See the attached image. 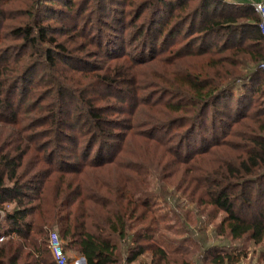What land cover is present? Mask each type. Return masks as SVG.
Returning a JSON list of instances; mask_svg holds the SVG:
<instances>
[{"label": "trees", "instance_id": "obj_1", "mask_svg": "<svg viewBox=\"0 0 264 264\" xmlns=\"http://www.w3.org/2000/svg\"><path fill=\"white\" fill-rule=\"evenodd\" d=\"M69 1L62 13L81 17L86 11L96 22L88 36L94 46L88 49L85 41L84 56L72 54L51 30L49 0L30 1V18L8 29L12 42L0 48V121L33 127L21 139L0 131V264H57L50 230L64 241L69 264L68 251L85 257V264H119L118 240L138 227L128 256L133 263L148 250L154 227L145 167L122 161L126 139L165 144L160 136L167 128L184 126L174 146L180 160L189 143L200 140L206 150L221 143L219 130L226 128L216 119L224 114L238 125L251 119L243 123L244 134L256 148L239 163L224 160L218 167L209 203L226 212L223 231L234 238L251 233L261 242L264 192L255 215L241 212L252 204L251 185L264 178V104L252 108L245 80L231 107L235 118L227 108L237 80L264 76V36L253 7L232 0ZM211 55L205 66L186 62ZM158 57L167 69L173 64L170 73L142 72ZM178 65L184 74L170 84ZM38 68L43 70L36 74ZM76 72L88 79L85 84L74 82ZM257 171L260 180L252 178Z\"/></svg>", "mask_w": 264, "mask_h": 264}, {"label": "rangeland", "instance_id": "obj_2", "mask_svg": "<svg viewBox=\"0 0 264 264\" xmlns=\"http://www.w3.org/2000/svg\"><path fill=\"white\" fill-rule=\"evenodd\" d=\"M30 1L34 2L35 0H0V12L3 13V27H0V32H3L0 34V48L4 49L12 42L9 39L10 34H6L7 30L30 18L27 11ZM49 1V15H47L46 20L53 26L51 30L56 31L57 39L68 46L72 50V54L84 56L82 44L85 41H88L87 43L91 42V40H88V36L93 34L92 26H95L96 23L95 21L93 22L94 18L90 19L91 16L86 11L81 13V17L75 12L70 13L69 15L71 16L62 13L60 11L61 8L66 9L65 3L70 2L69 0ZM232 1L237 3V0ZM51 8L55 9L54 14L50 13L52 12ZM76 16H79V18ZM171 42L173 44L174 39ZM171 42H169L168 46H172ZM185 42L186 40L182 39L180 43L183 44ZM180 43L176 41L175 45ZM262 44V52L264 53V43ZM93 46V42H91L88 49L93 48ZM158 59L159 57L153 61V65L143 67L142 72L147 71L148 73V71L158 68L164 73L167 67L161 66V62ZM210 59L213 60L214 55L199 56L198 58L190 57L186 62L188 64H197L196 62H198V66H205ZM222 65L227 66L225 62ZM178 66H175V76L170 84L176 83V77L184 74L181 65ZM172 67L173 64L170 63L166 73ZM42 70L43 68H38V73L36 74H39ZM246 72L248 71L244 70L243 67L241 73L245 74ZM262 78L263 83L258 85ZM73 79L74 82L78 80L84 84L88 80L80 77L77 72ZM227 81H230V79ZM237 81L235 92L233 93L234 96L228 101L230 102L229 107L227 106L232 118H235L236 114L231 107L236 104V99L243 93L244 81L247 85V93L254 97L255 102L251 105L252 108L254 104L258 103L257 106L264 104L263 75L257 78L255 76V79L249 75V78ZM178 88L175 87V89ZM254 91H257V93L253 94ZM178 93L177 96L180 97L181 93ZM34 98H36L35 95L32 99ZM128 104L131 103L128 102ZM252 108L249 110H252ZM224 115H220L221 119H216L217 124H223L226 128V132H222L223 127L219 130V134H221L219 141L221 143L219 145H211L207 150L206 148L203 149V143L200 140L197 143H189L190 145H186L185 149L180 150L183 156L180 160L176 158L177 153L175 151H178V149L175 148V150L174 146L175 142L180 138L178 135L184 130V126L177 124L167 128L160 136V140L167 139V143L160 145L147 143L142 145V137L130 138V136H127L128 138L124 143L126 154L122 161L124 163L127 162V164L136 162V165L140 164L138 165L139 168L145 167V176H143L146 184H148L146 196L149 197L151 204V212L148 216L149 219H152L154 231L148 233V235L151 234L153 236V239L147 243L149 244L148 250L133 263L128 262V256L131 254L130 249L135 248L136 242L133 241V235L138 227L131 230L126 239L118 240L120 244L119 264H264V239L261 242H256L251 233L240 238L232 237L227 230L224 229L223 231L222 227L226 212L209 203L210 197L207 189L210 190L211 187L209 186H211L210 183L213 182V178L218 179L219 176L216 173L218 167L226 160L239 163L242 159L248 157L247 152L249 150L256 148L247 139L249 136L244 134L247 132V128H245L243 123L251 122V119H241L238 125L234 123V120L227 119L228 116L225 117ZM211 117L212 115L209 113L207 115L208 127ZM222 119L224 121H221ZM32 129L33 127L28 125L26 121L20 122L18 125L15 121L13 123H2L0 121V131L4 135L19 139L25 137L26 134H30ZM256 132L261 134V132ZM206 134L207 138H211V134ZM201 138L202 135L199 136V139ZM197 148H200V150ZM151 157L161 159V161H153ZM258 172L260 171L255 172L252 176L255 180H260L258 179L260 178V173ZM260 192L261 194L264 192V178L258 183L251 185L249 194L251 195L252 204H247L243 208L241 215L250 218L255 215L257 207L258 210L260 209V204H257L260 199ZM11 207L12 205L8 208ZM250 207L251 210H249ZM160 248L163 250V254L158 253L161 251ZM68 255L72 259L71 264H85L81 262L82 255L77 251H68Z\"/></svg>", "mask_w": 264, "mask_h": 264}, {"label": "built area", "instance_id": "obj_3", "mask_svg": "<svg viewBox=\"0 0 264 264\" xmlns=\"http://www.w3.org/2000/svg\"><path fill=\"white\" fill-rule=\"evenodd\" d=\"M243 1L252 6L254 11L258 14V26L261 31V34L264 36V0ZM259 67L264 70V60L261 62ZM50 248L57 264H69L67 253L64 250V241L56 230H50Z\"/></svg>", "mask_w": 264, "mask_h": 264}, {"label": "water", "instance_id": "obj_4", "mask_svg": "<svg viewBox=\"0 0 264 264\" xmlns=\"http://www.w3.org/2000/svg\"><path fill=\"white\" fill-rule=\"evenodd\" d=\"M81 262H82V263H86V259H85V257H82V258H81Z\"/></svg>", "mask_w": 264, "mask_h": 264}, {"label": "crops", "instance_id": "obj_5", "mask_svg": "<svg viewBox=\"0 0 264 264\" xmlns=\"http://www.w3.org/2000/svg\"><path fill=\"white\" fill-rule=\"evenodd\" d=\"M237 3H245L243 0H237Z\"/></svg>", "mask_w": 264, "mask_h": 264}]
</instances>
